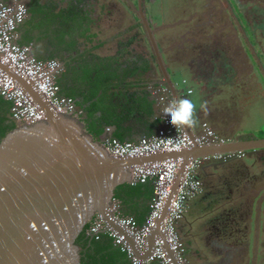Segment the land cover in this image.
Returning a JSON list of instances; mask_svg holds the SVG:
<instances>
[{"label": "water", "instance_id": "1", "mask_svg": "<svg viewBox=\"0 0 264 264\" xmlns=\"http://www.w3.org/2000/svg\"><path fill=\"white\" fill-rule=\"evenodd\" d=\"M142 1L138 14L165 84L179 99ZM42 108L44 119L17 124L0 137V264H85L83 239L89 225L106 215L121 186L136 181L135 166L181 158L175 192L191 159L221 155L215 160L219 165L244 151L264 149V137H256L115 158L79 117ZM185 129L193 136L191 127ZM153 244L152 238L146 253Z\"/></svg>", "mask_w": 264, "mask_h": 264}, {"label": "crops", "instance_id": "2", "mask_svg": "<svg viewBox=\"0 0 264 264\" xmlns=\"http://www.w3.org/2000/svg\"><path fill=\"white\" fill-rule=\"evenodd\" d=\"M107 1L109 0H104V2ZM134 9L135 8L130 7L132 17L129 25L126 24L128 25L127 27L125 24L117 22L118 24L106 28L107 32H110L109 34L113 33V39H111V37L109 41H106L103 37H100L99 32L102 29L99 27L91 28L90 33H94L95 35L93 39H87L81 33L84 31L83 29H87V27L84 26L82 29L80 24L78 30L74 27L72 39H68L69 36H65V39H67L62 46V59L65 66H67V71L62 75V94L72 97L69 92H79V94H81V92L85 93V90L90 91L92 90L95 77L110 74L113 77L112 83L108 84L109 91H107L108 95L111 97L110 100L113 102H120L123 98L122 92L126 89H130L139 94L138 99L140 102L145 103L144 106L142 103H137L136 105L140 113H144L146 110L144 115L141 116L133 110L134 114L124 113L116 123L109 127H105L102 134L98 137V139L102 141L108 137H116L121 141L135 142L145 136H151L157 133L162 127L161 114L163 105L159 102L155 90L158 86L166 85L169 87L168 84H165L168 80L165 78L157 59L156 62L151 55V44L150 41L149 43L145 41L144 26L140 18H133V16L137 14ZM139 23L140 28L138 26ZM133 24H136V27L132 29L130 34L129 30ZM172 26L171 30H166L162 34L163 39L161 40L163 41L161 42L156 36V29L153 28V26L152 28L161 49L167 73L174 83L179 99L187 98L195 105V119L197 120V124L191 127L192 132L197 133L205 127H212L216 129L219 134L223 132V129L229 133H233L235 126L232 125L231 120L226 117L218 116V112L222 111L221 105L225 103V99L229 100L231 97L229 95L230 93L226 95L220 93V87L222 88L221 85L225 83L220 76H214L213 79L216 85H213L214 87H208L203 83V80L209 83V76L202 74L199 81L202 82L205 87H208L209 90L204 87L203 91L201 93L199 92L202 94V96H200L201 98H196V100L193 96L196 95L195 91L197 89L193 86V82H195L197 74L195 73L194 77L191 79H185V77L181 80L176 79L173 68L174 65H172L173 60H177L184 65H189L193 62L198 65L200 59L197 58L192 62L184 59L178 60L177 55L179 52L182 51L184 55L186 54V49H181V47L183 48L181 43L183 42L184 35H182V40H179L177 38L178 32L183 31L182 29L177 30V28L180 27L177 24ZM164 28L165 26H162V29ZM138 31H140L139 37L136 38L134 43L128 45L130 38ZM171 34H173L172 37ZM165 42L166 44H164ZM69 45L72 47L70 50L66 49ZM172 52L173 59L168 60V55L170 56ZM149 60L150 68L144 72L145 70H142L141 66L144 62ZM182 80H187V83L183 84ZM221 80L222 83H220ZM189 89L193 90L191 94L187 93ZM103 92L104 89L101 88L99 90V96ZM74 99L80 109L78 102L83 101V98L77 96ZM172 99L175 100L173 93ZM88 104H90V102L86 103V105ZM214 105H218V111L214 108ZM220 123H222L223 126H216V124ZM246 136L248 135L236 137L237 139L235 140L249 138ZM130 188L132 189H125L122 192V199L119 200L121 209L123 214L134 216L141 224L145 221L150 211L153 183L151 181L145 184L138 183L136 186H131ZM203 194L204 191L187 201L184 217L178 223L177 228L186 246V258L191 264H220V261L225 256L223 254L224 250L220 252L210 250L208 246L206 247L203 244L205 236L203 231L209 228L210 220H207L206 217H200L204 212L202 210L199 215V211L204 207L209 211L212 206L210 205L209 207L205 204L207 200L203 198ZM192 206L195 208V214L197 213V216L188 219L186 213ZM238 222L240 228L243 230L245 229L244 234L247 235L246 237L249 238V246L242 254L244 256V263L264 264V208L261 205L252 206L246 221L244 219ZM244 226H246V228ZM236 237H240V235ZM152 238L154 240V235H152L150 239ZM83 246L85 257L86 253L89 252L96 264H129V257L123 253L107 235H102L99 240H95L87 233L83 239Z\"/></svg>", "mask_w": 264, "mask_h": 264}, {"label": "built area", "instance_id": "3", "mask_svg": "<svg viewBox=\"0 0 264 264\" xmlns=\"http://www.w3.org/2000/svg\"><path fill=\"white\" fill-rule=\"evenodd\" d=\"M28 14L25 1L0 0V99L9 104V118L18 124L38 122L45 116L42 104L56 114L80 118L82 110L75 99L61 92L58 81L63 70L61 62L36 55L33 43H20V27ZM183 83L187 81L183 80ZM192 92V89L187 91L188 94ZM155 93L163 105L162 127L157 133L135 142L121 141L116 137L104 139L113 157H145L161 152H182L195 145L232 141L220 136L212 127H205L191 136L184 126H173L170 117L164 113L165 107L173 101L170 88L158 86ZM210 158L191 159L175 192L181 158L133 167L136 181L132 184L153 183L150 211L145 221L140 224L134 216L123 214L116 198L106 215L95 217L87 233L95 240L107 235L129 257V264H189L186 246L177 227L184 217L187 201L203 192L201 168ZM194 183L195 188L192 187ZM152 235L154 244L146 253Z\"/></svg>", "mask_w": 264, "mask_h": 264}, {"label": "flooded vegetation", "instance_id": "4", "mask_svg": "<svg viewBox=\"0 0 264 264\" xmlns=\"http://www.w3.org/2000/svg\"><path fill=\"white\" fill-rule=\"evenodd\" d=\"M131 1L133 4L134 1L138 2V0H131ZM220 1L221 2L224 1V5H225L224 9L226 11H231V9L233 11V7L230 4L229 0H220ZM233 1L236 2L237 10L240 13L242 19L248 25L250 30L253 31V35H254L253 38L257 40L256 34L254 32H260L262 30L264 31V0H233ZM29 2H30V10L33 9L35 2L44 3V5H46L49 9L42 8V4L40 5V8L42 11L48 13H57L60 9L66 8L69 5L75 6L78 11L79 10L81 11L80 15H77L78 17L77 16L75 17V15L73 17H70L67 22L68 24H72V26H74L77 30L80 24H81L80 27L82 29L84 26L87 27L88 22L90 23V28H93L94 24L98 25V23L95 21L94 18L96 12L94 7L97 0H29ZM142 2L144 3V0ZM125 3L127 5V8L129 9L131 6H133L128 0H126ZM56 4L59 5L57 10L52 9V7ZM242 7L247 11L252 23H250L249 18L246 17V15L244 16V14L242 13L241 11ZM133 8H135L134 10L137 12L136 15H138V17L140 18L138 14V5L137 7L134 6ZM29 15H30V11L28 17ZM229 16H230L229 13H226L227 21H229L230 25L232 26V23L229 20ZM28 17L26 20L29 19ZM84 17H86V20L83 21ZM55 26L59 30L60 27L61 28L63 27L61 26L60 21H58L56 25L54 24V27ZM43 29L44 32L42 36L39 37L37 35V39L38 40L41 39L44 40L47 38L49 39L48 41H46L45 47L39 46V48H37L36 51L38 50L37 52H39L41 55H45L48 58H57L61 62L63 70L58 77V81L61 85L62 75L67 71V66H65L62 59L63 58L62 46L67 38L65 39V37L62 36L61 34H56L55 38L51 40L50 37L48 36L50 27L44 26ZM237 29L238 32L241 31L238 26ZM83 30L85 31V29ZM219 31L217 30L215 33H219ZM236 34H237V30H236ZM239 36H240V32L238 33V38ZM68 39H72V36H70ZM239 40L237 39V41ZM257 43L259 48L263 49L262 47L263 45L261 44V41L257 40ZM34 49H35V44H34ZM215 53L216 54L212 57V59L214 60V68L210 72L211 74L215 73V69H216L215 63H216L217 73H221L225 76L224 82H227L229 80L228 79L229 77L235 80L236 78L240 77V75H243V73H245L246 76L251 75L250 81H252L251 85L253 86V89H250L248 98L252 99L253 101H256L258 99H260V101H264V52L260 56L256 52L254 56H251V54L248 55L246 52H243L241 53V55L243 56V61H241L238 65L235 64L233 58H230L225 54L224 50L217 49ZM245 61H247L248 63ZM225 65L227 69L223 70ZM248 67L250 69H248ZM244 70L247 73L243 72ZM212 77L214 76L212 75ZM245 78L248 79V77ZM244 88H246V86H244ZM256 88L257 90H260L258 93L257 92L255 93ZM241 90L246 91L247 89L242 88ZM61 92H62V86H61ZM84 118H85V113H83V116H80V119L83 120L84 123L88 126V124L85 122L86 118L85 119ZM262 134L263 136L260 137H264V133ZM247 135L248 136L246 137L249 138L257 137L255 134L252 133H248ZM252 156L260 157L262 160H264V149H259L256 152H252V153L251 151H244L240 155L231 159L230 161H226L225 163L219 165H217V163L215 162L217 158L208 159L203 163L201 168L202 170L200 174V179L202 183V190L204 191L203 198L207 200V203L205 204H207L209 207L210 205H212L209 211H207L206 207L203 208L204 214L208 215L206 216L207 220H210V226L209 228H206L203 231L205 236L204 239L203 238L202 239H203V244L206 247L208 246L210 250H215L219 252L224 250L223 254L225 256L220 261V264H245L244 256L242 254L249 246V238L246 237L247 236L246 234H244L245 229L243 230L242 228H240L238 221L244 219L246 221L250 213V208L252 206L255 207L261 205L264 208V179H261L258 183L257 182L254 183L252 181L253 179L251 178V176H248V174H250V170H248L246 173L247 181L245 180L246 182L241 185L240 189H239L240 180L237 178L236 183L234 182L232 186H228V193L227 195H225V197H223V195L220 192H218V184H220L222 180L228 178L229 177L228 174H234V172L239 171L237 164L240 161H246V159ZM215 164L217 166H215ZM235 190L238 191L237 193L240 194V192H242V195H245L244 196L245 200L243 197H239L243 199L241 203L245 205L244 210H240L239 207H233L234 202L232 203L233 199H231V195L235 193ZM216 202H218L219 204L216 205ZM223 202H225L224 205L222 204ZM244 227L246 228V226ZM237 235H240V237H236Z\"/></svg>", "mask_w": 264, "mask_h": 264}, {"label": "rangeland", "instance_id": "5", "mask_svg": "<svg viewBox=\"0 0 264 264\" xmlns=\"http://www.w3.org/2000/svg\"><path fill=\"white\" fill-rule=\"evenodd\" d=\"M28 4V7L30 9V2L29 0H23ZM133 6L137 7L138 2L134 1V4L132 3L131 0H128ZM167 1V0H166ZM195 0H168L169 4L172 5V11L176 14H187V13H193L190 18H189V23H186V28L184 27H178V29H182L184 32L185 30H189L188 33H197L198 40L202 44L201 48H192L188 47L186 48V54L184 55L181 52L178 53L177 58L178 60H190L191 62L196 60L197 58L200 59L199 64L196 65V68L198 67V71L203 74V75H208L209 77L212 76L210 73L213 68H214V60L212 57L216 54L215 52L217 49H222L224 50L225 54L234 59V62L236 65H238L241 61H243V56L241 53L246 52L248 55L251 54V56L255 55V52L260 55L264 52V31L260 32H254L256 34L257 40L261 41V44L263 45V49H260L257 43V40L253 38V31L250 30L248 25L245 23V21L242 19L240 13L237 10V5L236 2L233 0H229L230 4L233 7V11H226L224 8V1L220 0H207V4L209 6V9H204L202 5L194 4ZM126 0H109L107 2H104V0H97L95 3L94 9L96 10L95 12V21L98 23V25H93V28L99 27L102 30L99 32L100 37H103L106 41H109L110 38L112 37V34H109L107 32L108 27H111L112 25H116L118 23L120 24H125L127 27L130 23L131 17H132V11L127 8L126 5ZM190 2V3H189ZM44 5L42 2H35L33 6L34 12L29 15V19H31V27L36 30L37 23L40 22V19L43 20L46 15L44 14L45 12H42L40 5ZM229 4V3H228ZM166 7L169 9L168 5ZM43 8V7H42ZM170 10V9H169ZM242 13L244 16L249 18L250 23L251 19L247 13V11L242 7L241 8ZM225 12L229 13V20L232 23V26L230 25V22L227 21V18L225 17ZM48 13V12H46ZM171 16L173 18V15L171 13ZM175 16V15H174ZM138 17V15H134L133 18ZM116 21V22H115ZM115 22V23H114ZM118 22V23H117ZM54 24L56 23H51L49 25V34L48 36L50 39H54L56 34L53 32ZM128 24V25H126ZM228 25V27H227ZM231 29H229L230 27ZM237 26L241 31L240 32V40L238 38V29ZM215 28L216 30H220L219 33H214L213 34V40H209L208 42L204 43V38L209 36L210 31L208 29V35H204V28ZM106 29V30H105ZM237 30V34H236ZM26 31V28H21L20 29V39H21V34H23ZM37 31L43 32L44 29L39 27ZM109 31V30H108ZM146 32V30H145ZM36 33V31H34ZM180 34L184 35L182 32H178V39L180 40L181 38L179 37ZM201 34V35H199ZM219 35V36H218ZM173 34H171V37ZM175 36V35H174ZM217 36V37H216ZM210 37V36H209ZM207 37V40L209 39ZM223 38V41H220V38ZM114 36L111 38L113 39ZM49 38L47 39H41L38 42L36 41L35 43V49L34 53L39 55L36 52V49L39 48V46H44L46 44V41H48ZM124 39V37H123ZM237 39L239 41H237ZM152 52H154L153 47L151 46ZM38 51V50H37ZM43 58H45V55H41ZM48 58V57H46ZM57 59V58H56ZM247 62V61H245ZM195 63V62H193ZM248 63V62H247ZM227 67L226 65L224 66L223 70H226ZM248 69H250L248 67ZM248 71V70H247ZM193 71L189 70H183L181 71L178 75L177 78H180L184 75L191 76ZM243 72H246L245 70ZM247 73V72H246ZM218 76L222 78V80L225 79V76L221 73H218ZM241 76V75H240ZM236 82L232 84L233 82H225L222 86L220 87V93L226 95L227 93H230L229 95L231 96L230 99H225V103H221V109L222 111L218 112V116L226 117L228 119H236L235 125L233 122V126L239 127L238 124L241 126L245 127L244 131H249L245 132L242 134H238L240 137L242 135H247L248 133L255 134L258 138L260 136H263L262 133H264V101H260V99L256 101L250 102L251 104L247 105V107L244 109L245 111L242 112L241 114H238L237 107L235 101H237V96L235 95V92L237 91L238 87L235 85H238L239 82H241V77H238ZM193 86L197 89L196 90V95L193 96V98L196 100L200 99L202 94H200L203 91V88L205 87L204 84L208 87L213 86L210 82L209 83H202L200 81L198 82H193ZM232 84V85H231ZM245 86V85H244ZM208 87H205V89L209 90ZM214 87V86H213ZM247 88V87H246ZM243 88V89H246ZM200 92V93H199ZM204 96V94H203ZM242 101H244L243 97H240ZM2 100V99H0ZM247 102H245L246 104ZM243 109V106H241ZM214 108L218 111V105H214ZM1 110V108H0ZM239 115V116H238ZM238 117V118H237ZM263 122V125L261 127L258 126V123ZM16 123V122H15ZM18 124V123H16ZM261 128V129H259ZM243 164V165H242ZM237 167L239 168V171L234 172V174H228L229 177L222 180L220 184H218V192H220L223 197L227 195L228 193V186H232L234 182H237V178L240 180V185L239 189L241 188V185L245 183L246 180V173L248 170H250V174L248 176H251L253 179L252 181L254 183H258L261 179H264V160H262L260 157L252 156L246 159V161H240L237 164ZM246 180V181H245ZM252 182V183H253ZM253 183V184H254ZM238 191L235 190V193L231 195V199H233L232 203L234 202L233 207H239L240 210L245 209V205L242 204L241 202L243 201L242 198L245 195H242V192L237 193ZM203 193V192H202ZM237 200V201H236ZM245 200V198H244ZM219 204L216 202V205ZM223 205L225 202L222 203ZM203 209H200L199 215L201 214ZM195 208L192 206L190 209L187 210L186 217L188 219L190 218H195L197 216V213L195 214ZM208 216L207 214H202L200 217L204 218ZM194 220V219H191Z\"/></svg>", "mask_w": 264, "mask_h": 264}, {"label": "trees", "instance_id": "6", "mask_svg": "<svg viewBox=\"0 0 264 264\" xmlns=\"http://www.w3.org/2000/svg\"><path fill=\"white\" fill-rule=\"evenodd\" d=\"M190 3V2H189ZM144 8L146 11V14L148 16V18L151 20L150 23L153 26V28L156 29V36L158 37V39L161 41L162 38V34L166 31V30H171L172 29V25H178L180 27H185L186 28V23H189V18L193 13H187L185 14H175L172 11V5L169 4L168 0H144ZM194 4H198V5H202L204 9H209V6L207 4V0H195ZM166 5H168L169 9L166 7ZM58 4L54 5L52 7V9L57 10L58 8ZM43 8H48L46 5L42 6ZM49 9V8H48ZM30 14H32L34 12L33 9H29ZM44 12V11H42ZM80 10L78 11L77 8L75 6L69 5L66 8H62L60 9L57 13H44L46 15V17L43 18V20L40 19V22L37 23V28L36 30H34V28L31 27V19H28L24 22V24L20 27L21 28H26V31L21 34V39L19 40L20 43H33L35 44L36 41L38 42L39 40L37 39V35L40 37L42 36L43 32L37 31V29L39 27L43 28L44 26H48L51 23H58V21L61 22V26H63L62 28L60 27V30L55 27L53 29V32L55 34H61L62 36H72V33L74 32V26H72V24H68V19L70 17H73L75 15V17L77 15H80ZM171 13L173 15V18L171 16ZM175 15V16H174ZM78 17V16H77ZM225 17H226V13H225ZM86 20V17H84L83 21ZM87 29H85V31H82V35L84 37H86L87 39H93L94 37V33H90L91 28H90V23H87ZM139 28H140V23H139ZM162 26H165L164 29H162ZM136 27V24H133L130 28V34L132 32V29H134ZM228 27V25H227ZM230 27V26H229ZM143 28V27H142ZM160 28V29H159ZM208 29L210 31V34L208 33ZM231 29V27L229 28ZM34 31H36V33H34ZM145 31V28H144ZM186 32H182L183 34H185L183 42L181 43L183 48L181 47V49H186L188 47H192V48H201L202 44L200 43V41L197 39V33H188L189 30H185ZM217 30L213 27L211 28H204V35H208L207 37H209V39L207 40V37L204 38L206 40H204L205 42H208L209 40H213V34L216 32ZM134 36H132L128 42V45H131L132 43H134V41L136 40V38L139 37L140 35V31L135 32L133 34ZM201 35V34H199ZM182 40V34H180L179 36ZM217 37V36H216ZM223 38H220V41H223ZM145 41L147 43H149V39L148 36L145 32ZM166 44V42L164 43ZM71 45H69L68 47H66V49H71ZM151 49V47H150ZM180 49V48H177ZM187 50V49H186ZM37 52V51H36ZM39 55V57L43 58V56H41V54L39 52H37ZM37 55V54H36ZM153 59L156 61V57L154 52L151 53ZM173 52L172 54L169 56L168 55V60L173 59ZM157 62V61H156ZM172 65L175 71V75H176V79L181 80L183 77H185V79H191L194 77L195 73L197 74V78L195 79V82L199 81L200 77H201V73L198 71V67L196 68L195 63L189 64V65H184L183 63H179V61L177 60H173L172 61ZM216 65V69H217V64ZM150 68V60L146 61L143 63V65L141 66L142 70H145L144 72H146L148 69ZM215 69V73L212 74L213 76H217V70ZM183 70H189V71H193L191 76H187L184 75L180 78H177V75L183 71ZM178 73V74H177ZM241 77V82H239L238 85H235L236 87H238V89H236L237 91L235 92V95L237 96V101H235L237 107H239V109L237 108V113L241 114V110L242 112L245 111L244 109L247 107V105L251 104L250 102H252V99H249V91L250 89H253V86L251 85L252 81H250V77L251 75L246 76L245 73H243V75L240 76ZM245 77H248V79H246ZM112 79L113 77L109 74V75H104L101 76L100 75L98 77H95V79L93 80V86H92V90H85L84 92H81V94H79V92H69L70 95L74 98H76L77 96H81L83 98V101L78 102V105L80 106V110H82V114L80 116H83V113H85V122L88 124L87 128L90 131L91 134H93V136L95 138H98L105 127H109L110 125L116 123V121L121 118L122 114L124 113H128V114H134V111L138 114H140L141 116L144 115V113L146 112V110L144 111V113H140L139 108H137V103H142V105L144 106L145 103L140 102L138 99L139 94L136 93V91L130 90V89H126L122 92L123 94V98L120 102H113L111 99V97L108 95L109 91V86L108 84L112 83ZM229 80L227 82H233L232 84H234L237 80V78L234 80L233 78H228ZM233 79V80H232ZM183 81V80H182ZM187 81V80H186ZM208 81L212 84V85H216L214 83V79L212 76H210L208 78ZM226 81V80H225ZM203 83H206L205 80H203ZM220 83H222V80L220 81ZM184 84V83H183ZM231 84V85H232ZM244 85L247 87L246 91H242L241 89L244 88ZM104 89V92L99 96V90L100 89ZM260 90H257V88L255 89V93L259 92ZM196 94V91H195ZM240 97H243L244 101L241 100ZM90 102V104L86 105V103ZM245 102H247L245 104ZM254 102V101H253ZM243 106V109L242 107ZM0 137H2L4 134H6L9 130H11L12 128L16 127V123L13 122L12 120H10L9 118V104L4 101V100H0ZM134 110V111H133ZM246 112V111H245ZM87 116V117H86ZM239 116V115H238ZM133 117V116H132ZM238 118V117H237ZM228 119V118H227ZM231 120L232 124L234 122H236V119H229ZM239 127L235 126V129L233 130V133H229L227 131H225L224 129L222 130L223 132L220 133V136H222L223 138L227 139V140H233V139H237L236 137H239V133L242 134L245 132H249V131H244L245 127L241 126L240 124H238ZM263 125V122L258 123V126L261 127ZM216 126L220 127L223 126L222 123L220 124H216ZM261 129V128H259ZM216 130V129H215ZM216 132H218L216 130ZM131 186H136V184H125L123 186H121L116 193V197L117 199L121 200L122 199V192L125 189H132L130 188ZM131 192V191H130ZM184 242V241H183ZM189 262V261H188ZM85 264H96V262L94 261V258L91 257V255L89 254V252L86 253V257H85ZM189 264H191L189 262Z\"/></svg>", "mask_w": 264, "mask_h": 264}, {"label": "clouds", "instance_id": "7", "mask_svg": "<svg viewBox=\"0 0 264 264\" xmlns=\"http://www.w3.org/2000/svg\"><path fill=\"white\" fill-rule=\"evenodd\" d=\"M165 115L170 117V123L177 126L194 127L197 124L195 119V105L187 98H181L171 101L164 109ZM171 139V138H170ZM194 183L192 187H196Z\"/></svg>", "mask_w": 264, "mask_h": 264}]
</instances>
